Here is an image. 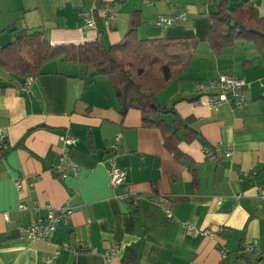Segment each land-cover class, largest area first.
Wrapping results in <instances>:
<instances>
[{"label":"crops","instance_id":"obj_1","mask_svg":"<svg viewBox=\"0 0 264 264\" xmlns=\"http://www.w3.org/2000/svg\"><path fill=\"white\" fill-rule=\"evenodd\" d=\"M218 1L0 0V46L27 29L41 30L53 45L101 40L107 47L122 39L134 12L140 39L199 41L186 70L155 97L172 111L161 118L177 133L178 156L164 145L160 129L142 125L139 111L120 114L107 77L61 60L23 79L0 68V129L5 135L0 264H264V200L258 197L264 187V45L240 40L211 52L208 16ZM243 1L264 18V0L228 3L233 7ZM82 12L92 15L95 29L84 28ZM103 12L110 16L108 28L101 22ZM177 13L185 19L167 28L157 25L160 17ZM224 76L243 80L244 102L211 109L207 96L219 89L205 87L201 93L198 84ZM116 135L120 141L113 153L109 146ZM61 136L72 139L67 158L79 169L64 179L54 170L60 164ZM228 150L231 156L225 157ZM111 160L126 173L117 188L109 185ZM253 171L256 176H243ZM127 192L140 194L141 200L132 204L118 198ZM150 197L163 198L164 205ZM66 204L73 213L50 240L23 237L20 228L42 220L47 205ZM222 227L223 235H203ZM63 243L75 251L53 258ZM245 245L252 250L244 251Z\"/></svg>","mask_w":264,"mask_h":264},{"label":"trees","instance_id":"obj_2","mask_svg":"<svg viewBox=\"0 0 264 264\" xmlns=\"http://www.w3.org/2000/svg\"><path fill=\"white\" fill-rule=\"evenodd\" d=\"M228 1L219 0L215 13L208 16L206 42L211 52L240 40L264 45V18L257 9L248 1L233 7ZM137 17L134 12L122 39L107 47L101 40L53 45L41 30H18L9 43L0 46V68L23 79L40 75L44 66L61 60L81 65L92 76L107 77L120 114L124 116L130 109L139 111L142 125L160 129L164 145L178 156L177 133L161 118L172 111L157 104L155 97L186 70L199 41L193 37L140 39Z\"/></svg>","mask_w":264,"mask_h":264},{"label":"built area","instance_id":"obj_3","mask_svg":"<svg viewBox=\"0 0 264 264\" xmlns=\"http://www.w3.org/2000/svg\"><path fill=\"white\" fill-rule=\"evenodd\" d=\"M80 18L82 19L84 23V28L86 29H95L96 28V22L92 18V15L89 12H82L80 14ZM109 13L103 12L101 15V22L105 28H108L109 23ZM185 19V14H173L169 17H160L158 20L157 25L162 28L170 27L173 24H176L180 21H183ZM26 84H29V81H26ZM244 86V82L241 79H237L232 76H224L221 77L217 81H212L208 83H199L198 84V91L203 93L205 90V87H217L219 89V92L216 94H210L207 96L206 105L211 109H216L219 106L223 104H232L235 107H239L243 104L244 99L242 95V87ZM4 131L0 129V150L2 149L3 139H4ZM60 141L62 142V154L60 157V164L54 169L58 178L64 179L68 175H77L78 173V167L70 162L67 158L68 155V146L72 143V139L66 136H61ZM120 141V135H116L114 138V141L112 144H110V150L113 153H116L118 151V143ZM205 156L209 159H214L213 153L207 149L203 150ZM231 151L228 150L225 153V157H230ZM108 176H109V185L112 188H117L123 184L126 178V173L123 169L119 168L116 163L111 160L109 162V168H108ZM244 177H254L256 176V173L253 171L251 173H244ZM16 188L18 191H21L22 185L20 182L16 183ZM258 197L261 200H264V187H262L259 190ZM118 198L122 201H125L127 203L136 204L141 200V195L136 192H127L123 193L118 196ZM149 200H152L161 206L164 205V199L161 197H150ZM46 214L45 217L42 220L35 221L34 223H31L25 227L20 228V232L22 233L23 237L30 241H48L50 240L52 234L56 231L58 225L60 224H66L69 222V219L73 213V209L69 205H63L58 208H54L52 206L47 205L45 207ZM166 216L168 218L171 217V214L169 211L164 210ZM4 219L8 221V215L4 214ZM188 230H192L191 228L187 227ZM226 232L225 228H219L217 231H210V230H204L203 235L213 238L215 235L220 234L223 235ZM194 234H196L195 231H193ZM252 250V245H245L244 251L249 252ZM61 251H75L73 248H71L70 245L63 243L60 245H57L55 248V253L53 255V258ZM114 251L111 250V252L106 254L107 259L111 258L113 256ZM222 257H226L225 253L222 252ZM49 260V259H47Z\"/></svg>","mask_w":264,"mask_h":264}]
</instances>
